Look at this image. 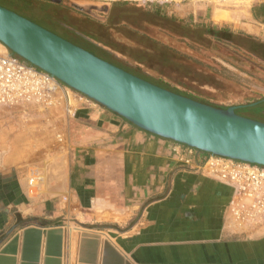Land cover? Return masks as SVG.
Listing matches in <instances>:
<instances>
[{"label": "crops", "instance_id": "0c3cea01", "mask_svg": "<svg viewBox=\"0 0 264 264\" xmlns=\"http://www.w3.org/2000/svg\"><path fill=\"white\" fill-rule=\"evenodd\" d=\"M68 96L32 193L0 154V189L19 194L3 199L0 264H264V225L233 221L232 188L198 169L207 154Z\"/></svg>", "mask_w": 264, "mask_h": 264}, {"label": "rangeland", "instance_id": "374dc122", "mask_svg": "<svg viewBox=\"0 0 264 264\" xmlns=\"http://www.w3.org/2000/svg\"><path fill=\"white\" fill-rule=\"evenodd\" d=\"M72 3L85 4L0 0L1 6L135 76L214 107L237 106L239 115L264 122V59L259 58L264 57L263 45L255 56L245 50L247 43H238L243 49L215 41L202 29L226 27L264 43V0H245L229 8L201 6L195 12L119 2L110 5L118 9L105 17L76 10ZM207 11L214 12L213 21L202 19ZM56 100L48 107L0 106V154H7V162L13 159L15 168L28 177L35 170V186L45 177L44 152L60 143L64 102ZM6 197L14 200L19 194L0 189V220L8 212Z\"/></svg>", "mask_w": 264, "mask_h": 264}, {"label": "water", "instance_id": "95a60500", "mask_svg": "<svg viewBox=\"0 0 264 264\" xmlns=\"http://www.w3.org/2000/svg\"><path fill=\"white\" fill-rule=\"evenodd\" d=\"M71 6L87 14L108 9L107 5ZM0 42L146 132L214 156L264 166V122L239 115L237 106L214 107L162 88L1 5Z\"/></svg>", "mask_w": 264, "mask_h": 264}, {"label": "built area", "instance_id": "2783aa9c", "mask_svg": "<svg viewBox=\"0 0 264 264\" xmlns=\"http://www.w3.org/2000/svg\"><path fill=\"white\" fill-rule=\"evenodd\" d=\"M67 1L107 6L122 2L146 7L154 5L166 11L187 8L189 12H195L197 6L229 8L237 7L245 0ZM71 93L78 94L67 86L62 87L58 80L48 73L24 62L0 42V106L36 104L48 107L53 105L58 97V102L65 100L70 107L68 94ZM78 95L81 96L80 93ZM69 111L70 109H67V112ZM198 169L232 188L233 193L228 207L237 225L250 228H259L264 225V166L208 154ZM37 178L38 174L33 170L27 180L31 193Z\"/></svg>", "mask_w": 264, "mask_h": 264}, {"label": "trees", "instance_id": "16d2710c", "mask_svg": "<svg viewBox=\"0 0 264 264\" xmlns=\"http://www.w3.org/2000/svg\"><path fill=\"white\" fill-rule=\"evenodd\" d=\"M205 30L206 34H209V36H211L215 41H221V42H225V43H229L235 47H240V48H244V46H240V44H238L239 42H244L248 44V48L245 49L247 50L249 53L258 56L256 54V50L260 49L263 45L264 48V43L256 40L255 37L247 35V34H243V33H236L234 34L233 32H231L228 28L223 27V28H209V27H204L203 28ZM239 40V41H237ZM259 58L264 59L263 56H259ZM23 60V59H22ZM24 62H26L25 60H23ZM28 63V62H26ZM232 63V62H231ZM219 108H224V107H219ZM202 152V151H201ZM205 153V152H203ZM208 155V153H205Z\"/></svg>", "mask_w": 264, "mask_h": 264}, {"label": "flooded vegetation", "instance_id": "af4514ba", "mask_svg": "<svg viewBox=\"0 0 264 264\" xmlns=\"http://www.w3.org/2000/svg\"><path fill=\"white\" fill-rule=\"evenodd\" d=\"M42 1H44V2H46V3H57V2H55L54 0H42ZM59 3H61V2H59Z\"/></svg>", "mask_w": 264, "mask_h": 264}, {"label": "bare ground", "instance_id": "6f19581e", "mask_svg": "<svg viewBox=\"0 0 264 264\" xmlns=\"http://www.w3.org/2000/svg\"><path fill=\"white\" fill-rule=\"evenodd\" d=\"M197 7H199V6H197ZM183 12H187L186 10H187V8H184V9H181ZM69 88V87H68Z\"/></svg>", "mask_w": 264, "mask_h": 264}]
</instances>
